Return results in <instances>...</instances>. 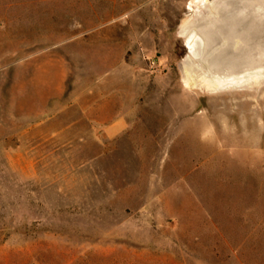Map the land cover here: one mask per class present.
Segmentation results:
<instances>
[{
	"label": "rangeland",
	"instance_id": "374dc122",
	"mask_svg": "<svg viewBox=\"0 0 264 264\" xmlns=\"http://www.w3.org/2000/svg\"><path fill=\"white\" fill-rule=\"evenodd\" d=\"M190 1L0 0V264H264V73L187 85Z\"/></svg>",
	"mask_w": 264,
	"mask_h": 264
},
{
	"label": "water",
	"instance_id": "95a60500",
	"mask_svg": "<svg viewBox=\"0 0 264 264\" xmlns=\"http://www.w3.org/2000/svg\"><path fill=\"white\" fill-rule=\"evenodd\" d=\"M215 2L217 10L204 17L206 23L199 33L197 55L189 48V56L192 60L195 57L199 59V67L208 69L210 66L216 74L225 71L224 76H218L228 77L227 84L235 77L239 79L237 76L242 73L244 77L252 78L256 75L258 64L261 77L264 73V0ZM240 54L252 62H245L234 71L229 69L225 64L226 57H238Z\"/></svg>",
	"mask_w": 264,
	"mask_h": 264
},
{
	"label": "bare ground",
	"instance_id": "6f19581e",
	"mask_svg": "<svg viewBox=\"0 0 264 264\" xmlns=\"http://www.w3.org/2000/svg\"><path fill=\"white\" fill-rule=\"evenodd\" d=\"M203 2L207 3L208 0H191L189 5H190V8H192L195 4H202ZM210 8H211V10L209 13L215 12L217 10L216 6H211ZM190 22L191 21L189 19L186 20L185 24L183 25L184 27L181 30V32H182V35H184L185 42H186V45L188 46V48L192 49L193 53L195 55H197L196 48L198 47L197 44L199 43L198 42L199 33H201V31H199L197 29H191V27H193V26L190 27V24H189ZM200 49H201V46H200ZM192 59L193 58L189 56V59L185 63V72H186L185 82L187 85H190V86L196 85L197 79H199L203 84H205L206 86H208L210 89H213V90L222 89L224 86L227 85L226 81L228 80V77L224 78V77L218 76V74H216L215 71L213 70V68L212 67L210 68V66H209L208 70L205 69V70H202L201 72H199V69L197 68L199 66V62L197 60L195 62V60H192ZM243 59H245L243 54H240L238 57H235V55L232 57H226L225 64L229 69L234 71L235 69H237L238 67H241L242 65L241 66H234V65H232V63H234L236 60H243ZM256 67L258 69H257L256 75H255L256 78L255 77L254 78L256 79V81L259 82L261 79L260 78V67L259 66H256ZM232 75H233V73H232ZM237 77H239V79H236V77H235L234 81H235V83L239 84L242 82L241 76H237ZM244 78L246 79V77H244ZM252 78H253V76H252ZM250 80H252V79L248 78L247 81L250 82ZM229 83H231V82H229Z\"/></svg>",
	"mask_w": 264,
	"mask_h": 264
},
{
	"label": "crops",
	"instance_id": "0c3cea01",
	"mask_svg": "<svg viewBox=\"0 0 264 264\" xmlns=\"http://www.w3.org/2000/svg\"><path fill=\"white\" fill-rule=\"evenodd\" d=\"M128 122L126 121L125 118H118L116 120L113 121H108L106 123H104L105 126V130L106 132L110 133V132H118L123 130L124 128H126L128 126Z\"/></svg>",
	"mask_w": 264,
	"mask_h": 264
},
{
	"label": "built area",
	"instance_id": "2783aa9c",
	"mask_svg": "<svg viewBox=\"0 0 264 264\" xmlns=\"http://www.w3.org/2000/svg\"><path fill=\"white\" fill-rule=\"evenodd\" d=\"M153 62L156 63V60H154Z\"/></svg>",
	"mask_w": 264,
	"mask_h": 264
}]
</instances>
